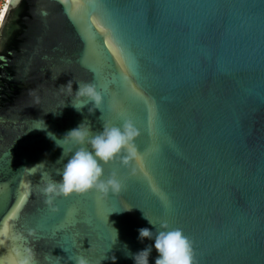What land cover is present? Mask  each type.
Masks as SVG:
<instances>
[{
  "label": "water",
  "instance_id": "1",
  "mask_svg": "<svg viewBox=\"0 0 264 264\" xmlns=\"http://www.w3.org/2000/svg\"><path fill=\"white\" fill-rule=\"evenodd\" d=\"M69 81L73 92L96 83L101 110L76 111ZM125 119L139 130L137 158L103 164L122 190L57 198L51 211L41 177L60 179L63 150L48 133ZM10 215L38 264H134L126 253L153 243L137 238L154 230L144 215L182 229L194 264H264V0H11L0 28V220Z\"/></svg>",
  "mask_w": 264,
  "mask_h": 264
},
{
  "label": "clouds",
  "instance_id": "2",
  "mask_svg": "<svg viewBox=\"0 0 264 264\" xmlns=\"http://www.w3.org/2000/svg\"><path fill=\"white\" fill-rule=\"evenodd\" d=\"M73 83L66 84L70 95L74 93L70 102L71 106L78 112L89 103L92 107L99 108L104 103V94L94 82H77L78 89L73 92ZM65 106V105H64ZM94 106V107H93ZM44 123V121H43ZM45 129L46 124L44 123ZM139 130L131 119H125L119 126L110 123H103L101 131L93 134L90 123L81 122L77 127L69 130L63 138H57L53 133H48L50 139L54 140L58 147L62 148L61 157L57 161H63L62 169L57 171L59 180L50 174L44 173L42 194L45 196V203L50 210L55 212V201L57 198H68L73 194H86L95 191L99 197L108 194L119 193L123 183L114 172L104 177L103 164L114 160L121 153V162L127 166L133 158H137V151L134 146L135 138ZM55 137V138H54ZM72 142L77 145L75 149H65V144ZM89 145L90 147H85ZM45 162L37 163L29 169H36ZM131 207L123 210H130ZM145 219L154 226V230L148 227L138 229V240L143 243L145 238L153 243L146 245L135 253L128 251L126 254L134 261V264H149V257L155 249L158 255L155 264H194V252L192 241L183 233L180 228H170L166 222H161L159 229L146 215ZM13 216L0 220V245L11 242L12 247L6 254L0 255V264H38L34 250L29 246H18L17 242L26 241L24 233L16 231L13 225ZM114 229V228H113ZM115 230V229H114ZM116 232V239L118 236ZM28 235H35V230L30 229ZM127 248V245H125ZM115 261L116 257L111 258ZM72 264H91L90 260L83 255L70 256ZM101 264V262H100Z\"/></svg>",
  "mask_w": 264,
  "mask_h": 264
},
{
  "label": "built area",
  "instance_id": "3",
  "mask_svg": "<svg viewBox=\"0 0 264 264\" xmlns=\"http://www.w3.org/2000/svg\"><path fill=\"white\" fill-rule=\"evenodd\" d=\"M11 0H0V28L10 6Z\"/></svg>",
  "mask_w": 264,
  "mask_h": 264
}]
</instances>
